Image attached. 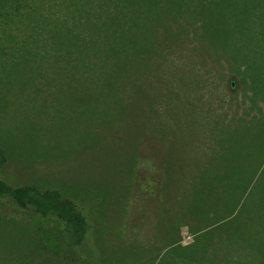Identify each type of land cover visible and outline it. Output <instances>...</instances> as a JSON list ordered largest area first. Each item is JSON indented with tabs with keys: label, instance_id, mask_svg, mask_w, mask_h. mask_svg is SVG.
Returning a JSON list of instances; mask_svg holds the SVG:
<instances>
[{
	"label": "rangeland",
	"instance_id": "rangeland-1",
	"mask_svg": "<svg viewBox=\"0 0 264 264\" xmlns=\"http://www.w3.org/2000/svg\"><path fill=\"white\" fill-rule=\"evenodd\" d=\"M158 6L171 9L163 14L171 16V46L196 32L214 57L186 42L155 60V43L168 40L166 20L158 11L145 27L131 10ZM45 8L43 68L30 64L34 54L4 62L15 81L44 73L58 96L42 103L51 91L27 95L21 83L3 90L12 99L0 105V136L21 125L44 147L16 151L37 164L14 154L2 175L58 188L84 206L110 264H139L142 250L176 259L174 245L200 252L203 242L207 264H250L248 257L264 264V34L257 28L264 0H46ZM26 98L33 104L19 105ZM224 215L198 230L183 221L176 242L159 246L157 236L168 240L177 219ZM49 227L1 207L0 264L26 263L27 230L40 242Z\"/></svg>",
	"mask_w": 264,
	"mask_h": 264
},
{
	"label": "trees",
	"instance_id": "trees-1",
	"mask_svg": "<svg viewBox=\"0 0 264 264\" xmlns=\"http://www.w3.org/2000/svg\"><path fill=\"white\" fill-rule=\"evenodd\" d=\"M45 6L46 0H0V105H2L3 108H5L6 103L11 104L12 99V97H7V95L2 94L3 90H6L9 85H15V83H21L17 85H20V87L23 86V89L27 92V95L31 94V92L34 90L37 92L51 91L53 94H46V98L44 93H42L43 95H40V100L42 103H44L47 98L51 101H54L58 96L56 94L55 88H57L59 85H55L52 82H47L44 73L30 75L29 77H31L32 80L27 84L24 82L23 78L15 81L13 78H11L12 75L8 71L11 69V67L6 62H4L5 58L13 57L15 59L17 58L16 60H18V57H20L25 60L27 55L34 54V56L29 57V59H31V61L29 60L30 64L36 70L43 68V60H40L38 56L41 54V51H43L44 42L46 39L45 35L48 27L43 30L39 28L38 25L40 22L45 21L43 16L48 14V10H46ZM217 10L219 13L223 12L218 8ZM217 10L210 11L209 15L213 12H216ZM131 11L139 21L144 23L145 27H147L148 24L153 21L151 16L156 12L158 13V11L159 15L156 17L164 19L166 20V23H168L161 24V27H164L163 29L165 34H168V40L162 45L155 43L153 49V51L155 50V60L158 56H161L167 51L169 52V50L171 51V49L173 50L175 47L185 45L186 42H190L192 44L195 43L197 45L196 49H199L201 54L206 56V60L214 57L210 56V46L207 47L205 43L199 41V39H205L201 36V34L197 35L196 32L182 35L177 45L171 46V16L163 15L169 11L171 12V9L169 11L167 9L166 11L162 7L158 6L157 8H135L134 11ZM226 20L227 18L225 21ZM208 21L206 22L207 24L210 23ZM178 22L179 21H177V23ZM50 23L52 22H47L48 25H50ZM194 28L196 30V27ZM257 28L260 35L264 34V20H259V23H257ZM218 29L221 33L223 31H227L228 33L231 31V26L226 27L225 29ZM153 51L151 50V52ZM214 59H217L214 61H218L219 58L215 57ZM226 61H228V59ZM228 62L230 67L233 66L235 69L240 67V63L232 65L231 61ZM156 63L157 61L154 63L155 69L157 65ZM241 64H243L246 69L245 63L241 62ZM6 79L7 81L5 82ZM27 99L28 98H26L24 103L22 102L19 105L30 107L33 104L30 103L32 100ZM20 128L22 129L21 125ZM20 128L15 129L18 131L13 129L7 130L4 139L2 138L4 136H0V140H2L0 141V167L3 164H6L9 158L12 161L11 155L14 154L21 161L29 162V166L31 164H37L31 162L29 157L24 160L19 153H16V151L19 152L27 150L32 152L34 147L41 148L44 147V144H42V141L39 140V136V141H37L35 136L30 133L23 132V130ZM43 135L45 136L44 133ZM6 140H8V143L12 146L9 149V152L7 151V148H9L8 145L6 147L3 144V142H6ZM15 140H17L16 143H14ZM13 161L15 165H21L20 161L16 159H13ZM256 175L257 171L248 180V182H254L255 178L257 179L259 176L257 175L256 177ZM15 181H9L5 176L2 175V172H0V208L5 207L13 212L28 213L30 215L37 216L44 221H48L50 224L48 229L42 228L44 232L40 242H38L36 238H32V234L27 230L28 235H26L29 238L31 251H29V254L27 253V262L22 264H40L39 262L45 259H51L52 261L57 262L60 261V263L63 261L65 264H110V260H108L109 257L106 255V250L104 249L100 235H97L94 231L97 224L96 218L93 220L94 218L92 219L84 206H82L72 197L64 195L58 188H43L33 181H19V183ZM172 194L174 196L179 195L177 189L174 193H171V197L173 196ZM235 202H238L237 198ZM236 207L237 204H235L229 212L235 211ZM225 218L226 217L224 215V217L221 216L215 220L206 219L193 221L191 219L188 220L187 218H184L183 220L177 219L173 226L174 234L170 236L168 240H164L162 237L157 236L158 240L160 241L159 246L173 244L176 242V239L179 235V225L183 221L191 223L190 227L193 230H198L214 224L215 222L219 221V219ZM24 229H26V226H24ZM205 232L206 231L202 232L200 235H203ZM50 234L52 235L51 237ZM199 236H197L195 239L197 242L199 241ZM44 238L48 239L49 244L46 243L44 248H42V241ZM232 243V241L229 242V246ZM119 244L124 245L125 243L120 242ZM120 245H117V247ZM190 246H192V244L186 246L177 244L171 247V253H175V256L179 255L176 257V259L171 258V260L169 258L165 259L164 255H159L155 258L153 255L151 256L146 254L141 249L142 252L139 253L141 256L138 258V260H140L139 264L146 263L145 261H147V257L149 260L150 258L152 260L154 259L153 264H207L205 262V260L208 261V257L205 255V243H202V251L200 252L186 251ZM206 246L209 247L208 244H206ZM248 258L250 264H252L251 258ZM112 264H114V262Z\"/></svg>",
	"mask_w": 264,
	"mask_h": 264
}]
</instances>
